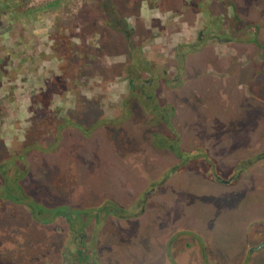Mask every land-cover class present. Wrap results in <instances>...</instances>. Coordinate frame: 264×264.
Returning <instances> with one entry per match:
<instances>
[{
	"label": "rangeland",
	"instance_id": "1",
	"mask_svg": "<svg viewBox=\"0 0 264 264\" xmlns=\"http://www.w3.org/2000/svg\"><path fill=\"white\" fill-rule=\"evenodd\" d=\"M232 1L238 20L227 0H0V264L81 260L62 255L70 218L97 221L98 264H264L261 170L234 188L210 179L211 146L264 153V47L242 29L264 0ZM198 38L181 70L175 49ZM134 80L154 84L144 94L171 109L172 132L150 126ZM68 118L87 135H57ZM169 144L192 153L179 162ZM15 183L32 210L7 197ZM146 188L162 202L140 215Z\"/></svg>",
	"mask_w": 264,
	"mask_h": 264
},
{
	"label": "trees",
	"instance_id": "2",
	"mask_svg": "<svg viewBox=\"0 0 264 264\" xmlns=\"http://www.w3.org/2000/svg\"><path fill=\"white\" fill-rule=\"evenodd\" d=\"M153 1V0H152ZM229 1L231 7H232V11L234 13V16H235V19L238 20V17H237V12L235 10V5L233 3L232 0H227ZM155 3V1H154ZM154 6H152L153 8ZM110 14H112V10L109 11ZM236 23V22H235ZM260 23V22H259ZM259 23H256V24H252V23H245L243 24V28L242 29H249V28H252L254 27L255 28V31H256V37L254 39L255 41V44L259 47L262 46V48L264 47V42L261 43V39L259 37V33L261 32V29H262V26L264 25V20L262 21L261 24ZM113 28L120 31V32H123L126 34V38H127V41L129 43L130 46H132L131 44V38H130V35L129 33L131 32L130 28L128 27H125V26H122V25H118L117 23H114L113 24ZM242 29H240L242 31ZM57 34L55 33L54 36H56ZM246 41V40H245ZM252 41V40H250ZM201 42H200V39L198 38V41L197 43H189V44H181L179 46H177V48L175 49V57H176V60H177V63H178V66L181 68V70L185 67L186 65V62H187V58H188V55L190 54H193V53H196L198 52L200 49H201ZM133 51H138L137 48L133 49ZM8 55H6L4 58H1L0 57V68H2V63L5 64V61H6V58H7ZM135 60V59H134ZM136 61H141L143 63V66L145 69H148V63L143 61V60H136ZM136 61H135V64H136ZM131 66L134 67L133 65V61L131 63ZM136 69V68H135ZM3 76V74H2ZM0 78H1V72H0ZM155 78V76H154ZM153 80V79H152ZM132 84V83H131ZM133 88L131 90V93L134 94V91L136 89H141L142 91V94H144V90L143 88L146 87V88H149L151 86H154V84H151V80H149L148 82H146L145 84H142L141 86H135V80L132 84ZM70 89L64 87L63 88V92L61 94V97H64L66 95V93L69 91ZM43 95H46V93H42L41 96ZM49 95V94H48ZM145 95V98L141 100V108H142V111L144 113H149L151 115V120H150V126L152 125H157V124H164L167 128L168 131L172 132L173 131V127H172V120L170 118L169 115H171V109L169 108V110L167 111L166 113V109L168 107H165V106H160L156 103L155 101V98L152 94H144ZM50 96V95H49ZM38 100V98H36ZM43 105H45L46 107H48V103H44ZM124 106V105H123ZM128 107V106H127ZM126 109L125 107L123 108V110ZM75 110V109H74ZM73 110V111H74ZM78 111V109H76ZM75 110V111H76ZM125 114V113H124ZM74 115V113H73ZM128 117V114L127 115H121L119 118L123 120H125L126 118ZM49 119H53V118H49ZM69 119V118H68ZM68 119H66L65 121V124H61L60 126L57 127V135H60V130L66 126H72L80 131L83 132V134L87 135V132L86 131H83V128L73 122L72 120L68 121ZM118 120V118H117ZM112 121L111 120H105L104 123H111ZM36 141L38 142V140H35V137L32 139V143ZM35 145V144H34ZM167 149H169L179 160L180 158L183 156L182 152L179 150L178 147H174V145H168L166 146ZM246 163H249V162H245V164L241 165V166H238L237 167V172L242 170V169H246L247 167H249V165H246ZM242 164V163H241ZM240 165V164H239ZM6 167V164L3 163V166L0 165V172H2L3 168ZM3 174V173H2ZM4 176V174H3ZM8 183V182H7ZM16 184V183H15ZM12 185H9L8 188L9 190L7 189V194H8V198L10 199V201H14V200H18V203H21V204H24V205H27L31 208V210L33 209V206L31 207V204L29 205L28 203H26V201H29L30 198L24 193L22 187L19 185V184H16L14 187ZM14 195V196H13ZM31 202V201H30ZM33 204H34V201H33Z\"/></svg>",
	"mask_w": 264,
	"mask_h": 264
},
{
	"label": "crops",
	"instance_id": "3",
	"mask_svg": "<svg viewBox=\"0 0 264 264\" xmlns=\"http://www.w3.org/2000/svg\"><path fill=\"white\" fill-rule=\"evenodd\" d=\"M165 149H167V148H164V150H162V151H165ZM162 151H159V152H162ZM167 151L172 153L169 149H167ZM187 153H192V152L190 151V152H187ZM257 153L255 155H257ZM159 154H161V153H159ZM255 155L251 156V154L249 153L246 156L238 155L237 157L232 159L231 157H228V154H226V153L222 154V153L216 152L214 147L211 146V156L210 157H211V163H213V166H214L213 168H211V171H212L211 172L212 175H211V178H210L211 182L217 183V184H219L221 186L234 188V187L239 186L238 184H240L241 181L243 180V178L245 179V177H247V174L252 172V170L255 171V170H259L260 169L261 170L260 172L264 175V159H261V160L258 159V160L255 161L254 164H252L250 162L249 163V167H247L246 169H242V171H240V173H239L237 178H235L234 180L231 179V177L235 176V174L237 172V169H236V171H233V170H235V168H237L239 166V164H241V163L244 164L245 161H248V160H250L253 157L256 158ZM225 156L227 158H225ZM179 162H181V161L179 160ZM176 167H181V166L178 164V166H176ZM181 170L185 171L184 169H181ZM217 170H218V173H217ZM188 171L193 172L191 169H188ZM157 174L158 173H156V175ZM161 174H163V173H161ZM153 176L154 175H152V177ZM217 177L220 178L221 180H223L224 182H221L220 180H218ZM157 179L164 180L162 183H158L160 185H162L163 183H168L170 180H172V178L170 176H169V178L167 180H166V178L165 179L157 178ZM201 179H203V177ZM156 180H152L151 179L150 182L154 183ZM146 190H147V188L143 192L144 194H146V193L147 194L144 196L145 197L143 199L144 204H143L142 210H140V212H139L140 215L146 214L147 212H149L150 209L154 208V206L157 207L159 202H162L161 201L162 199H161L160 196H158V198H157V192L154 191V189H150L149 191H146ZM150 191H151V193H150ZM146 196H147V198H146ZM158 200H160V201H158ZM133 203L135 204V201ZM131 208H133L132 204L128 205L126 209L130 210Z\"/></svg>",
	"mask_w": 264,
	"mask_h": 264
},
{
	"label": "flooded vegetation",
	"instance_id": "4",
	"mask_svg": "<svg viewBox=\"0 0 264 264\" xmlns=\"http://www.w3.org/2000/svg\"><path fill=\"white\" fill-rule=\"evenodd\" d=\"M179 150L183 153H187L190 152L188 151H183L181 149V147H179ZM264 157V153L260 156H258V159H262ZM245 164V163H244ZM242 171V170H240ZM240 171L236 172L235 176L231 177L232 180H234L235 178L238 177ZM218 180H220L221 182H224L223 180H221L220 178L217 177ZM229 181V180H228ZM231 181V180H230ZM145 198V197H143ZM147 198V196H146ZM35 203V201H34ZM143 204L144 202L142 201V208H143ZM113 210V216H118L120 218H123L121 214H118L119 212L121 213L120 208L116 207V209L112 208ZM124 210V209H122ZM128 211V210H127ZM130 215L133 214H126L124 215L125 218L130 217ZM71 218L66 221L68 223V231H67V240L65 241L64 244V249L62 250V255L65 256L68 253V249H70L71 251H74L73 253L76 255L78 254V256L81 258V260H79L78 257H76L74 261H67L66 259L64 260V264H95L94 262L96 261L97 264L99 262V258H98V252L97 249L94 247L95 244V236H96V228H95V222L97 223V221H79V225L74 227V225L77 223L76 219H74V222H70ZM81 222H84L83 224H80ZM71 223V224H70ZM91 224V233H90V238L87 237V235L85 234L84 230H85V226ZM71 225V226H70ZM74 227V229H73ZM66 236V237H67ZM93 244L92 246L90 245ZM90 247V248H89ZM89 248V249H88ZM94 259V261H93ZM100 264V263H99Z\"/></svg>",
	"mask_w": 264,
	"mask_h": 264
}]
</instances>
